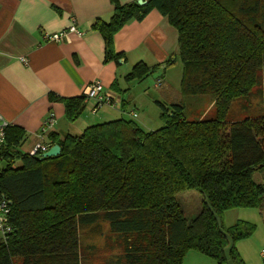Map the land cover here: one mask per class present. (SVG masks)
Instances as JSON below:
<instances>
[{
	"label": "trees",
	"instance_id": "obj_1",
	"mask_svg": "<svg viewBox=\"0 0 264 264\" xmlns=\"http://www.w3.org/2000/svg\"><path fill=\"white\" fill-rule=\"evenodd\" d=\"M111 2L109 21L92 24L103 37L105 61L122 57L113 48V35L126 22L158 10L178 33L172 57L182 64L181 93L211 96L214 116L188 119L183 102L167 107L157 101L161 128L145 131L118 118L91 124L80 135L51 134L48 144L60 146L54 157L10 149L24 134L10 125L0 197L10 203L12 229L0 237V264H82L79 228L99 217L119 239L123 264H181L188 250L226 264L227 240L213 212L234 241L231 259L245 264L235 242L253 227L239 221L225 228L223 213L264 212V185L254 180L264 175V0ZM172 57L165 65L173 64ZM159 66L138 62L125 78L142 80ZM255 86H260L262 115L230 119L232 101ZM49 98L63 102L69 122L86 104L83 95ZM185 190L201 197V209L190 220L176 200Z\"/></svg>",
	"mask_w": 264,
	"mask_h": 264
},
{
	"label": "crops",
	"instance_id": "obj_2",
	"mask_svg": "<svg viewBox=\"0 0 264 264\" xmlns=\"http://www.w3.org/2000/svg\"><path fill=\"white\" fill-rule=\"evenodd\" d=\"M131 1L135 0H119L121 4ZM113 9L111 0H0V114L24 133L10 149L28 153L41 141L39 130L49 115L55 124L43 138L45 143L51 142V134L62 139L66 134L78 135V124L90 125L81 118L85 111L92 114L93 101L85 99L80 121L73 123L65 117L63 102L50 100V94L81 97L87 83L99 80L121 103L120 107H108L92 114L99 113L97 117L103 118L102 122L112 120L110 110L122 118L124 113L138 114L141 103L160 101L140 97L134 91L136 87H130V83L138 80H127L125 76L138 62L160 65L159 70L163 69L164 73L157 83L167 84V91L173 84L172 92L180 94L175 99L168 95L171 92L164 93V103L183 102L180 84L176 87L168 74L177 62V57H172L177 53L176 28L166 16L152 9L142 20H129L113 35V48L122 57L105 61L103 37L92 24L97 20L109 21ZM72 22L81 35L69 33L60 42L45 39V34L65 29ZM170 57L173 64L165 65ZM138 123L144 126L145 118H140ZM2 150L0 162L6 163ZM15 165H20V161ZM259 177L264 180V175ZM91 246L95 245H88ZM237 252L244 260V255Z\"/></svg>",
	"mask_w": 264,
	"mask_h": 264
},
{
	"label": "rangeland",
	"instance_id": "obj_3",
	"mask_svg": "<svg viewBox=\"0 0 264 264\" xmlns=\"http://www.w3.org/2000/svg\"><path fill=\"white\" fill-rule=\"evenodd\" d=\"M164 71L156 69L151 71L147 77L137 82L130 83V87L134 85L135 93L140 97L151 98L155 100H165V94L169 93V96L179 98L180 94L172 92L174 90L173 84L170 91L166 90L167 84L164 82L157 83L163 75ZM182 64L180 59L174 63V68L169 72L173 78L175 85L181 83ZM260 86H255L246 97H240L234 99L230 104L229 118L230 119H242L245 117H259L262 115L263 103L260 97ZM148 94H145L147 93ZM147 95V96H146ZM184 97V98H183ZM184 104V115L188 119L197 118H211L214 116L215 108L212 103V97L209 95L198 96H182ZM174 101V100H173ZM178 102V101H177ZM136 104V103H135ZM142 107L138 111L136 117L129 116L127 113L121 114L125 120H130L137 124L141 129L145 131L156 130L164 125L162 118V109L157 103H141ZM167 107H170L172 103H164ZM133 104H131V107ZM130 107V109H131ZM109 109L108 106H103L99 111ZM112 114V120L118 118L114 110H110ZM99 114V113H98ZM97 114V116H98ZM116 114V115H115ZM81 116V115H80ZM96 115L90 114L85 111L82 114V120L89 122L88 124H97L104 119L99 118ZM145 118V125L138 123L140 118ZM111 118V117H110ZM80 121L78 117L76 120ZM75 120V121H76ZM74 123V122H73ZM87 123L78 124L76 131L80 135L88 126ZM5 162H0V168L5 166ZM259 175L254 177L256 182H260L264 185V180H260ZM176 200L181 206L184 216L187 219L193 218L201 209V197L195 190L181 191L176 195ZM244 222L247 225L253 227V232L235 242V249L239 250L244 255L245 264H264V255H261L264 250V212L262 213L257 208H233L224 211L223 213V225L225 228L234 226L237 222ZM79 244L80 249H83L81 253L82 264H123L122 259V246L120 241L115 240L116 235L110 232L109 224L101 217L94 223L81 226L79 228ZM88 245H95L88 247ZM85 247V248H84ZM18 261V259H15ZM181 264H217L216 260L196 250H188L184 255Z\"/></svg>",
	"mask_w": 264,
	"mask_h": 264
},
{
	"label": "built area",
	"instance_id": "obj_4",
	"mask_svg": "<svg viewBox=\"0 0 264 264\" xmlns=\"http://www.w3.org/2000/svg\"><path fill=\"white\" fill-rule=\"evenodd\" d=\"M75 33L77 35H81V31L78 30L77 26L74 22H72L67 28L62 29L60 31H56L53 33H47L44 35L46 40H52L56 42L62 41L67 34ZM25 58H22V61H25ZM82 95L86 100L93 101V107L91 109L92 114H96L97 111L103 107H120L121 103L117 102L112 93L107 91L103 84L99 80H94L83 87ZM132 117H136V112L132 111L130 113ZM55 124V119L53 116H47L40 127L39 137L41 139L40 142L36 143L34 147L29 151V154L32 156L43 157L44 152H46L50 145L48 143L43 142V138L49 133ZM10 126V123L0 114V150L6 144V129ZM9 201L0 197V237L2 239L6 238V235L11 232V224L9 222ZM261 255H264V250H262Z\"/></svg>",
	"mask_w": 264,
	"mask_h": 264
},
{
	"label": "water",
	"instance_id": "obj_5",
	"mask_svg": "<svg viewBox=\"0 0 264 264\" xmlns=\"http://www.w3.org/2000/svg\"><path fill=\"white\" fill-rule=\"evenodd\" d=\"M138 4H144L147 2V0H137ZM60 153V146L58 144H54L49 147V149L44 152L43 157H54L59 155ZM205 202L208 204V200L205 198ZM209 205V204H208ZM209 209L213 212L212 208L209 206ZM214 218L217 222V225L219 227V231L225 236L227 240V245L223 248L224 258L226 260V264H235L233 260L231 259V250L234 245V241L232 237L223 230L222 228V222L220 217L213 212Z\"/></svg>",
	"mask_w": 264,
	"mask_h": 264
}]
</instances>
